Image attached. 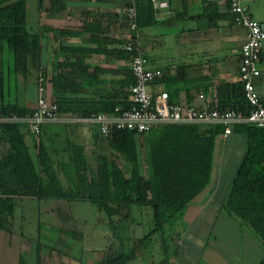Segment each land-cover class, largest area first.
Here are the masks:
<instances>
[{"label": "crops", "instance_id": "1", "mask_svg": "<svg viewBox=\"0 0 264 264\" xmlns=\"http://www.w3.org/2000/svg\"><path fill=\"white\" fill-rule=\"evenodd\" d=\"M23 1L24 31L33 37L35 68L46 78L48 101L63 98L69 102L83 98L100 106L116 100L121 102L122 97L127 96L128 54L122 51L127 34L126 0H61L62 9H49L47 0ZM242 2L252 19L264 23V0ZM227 9V0H167L165 9L154 10L150 6V16L144 9L140 10L136 40L148 68L160 72L148 85L150 93L165 92L169 102L199 107L215 105L218 85L238 82L239 49L245 30L231 22ZM70 64L75 73L74 83L68 89L56 90L57 74L68 72L66 66ZM257 68L259 73L252 79V85L264 103V43ZM29 70L30 87L23 102L32 109L35 74L33 68ZM198 94L202 95L201 99ZM78 118L60 111L56 120L41 125L45 150L62 186L66 184L60 164L68 162L71 147L80 148L88 179L95 162L94 152L101 153L106 160L112 158L104 144L93 140L96 130L93 131L91 125H83L76 120ZM20 132L37 162L36 140L27 129L20 127ZM243 142L242 136L232 130L223 138H217L209 182L184 209L182 223L178 225L181 234L176 239L169 264H261L264 250L257 238L221 209L243 152ZM99 147L103 151H97ZM114 159L118 167L126 171L127 163L122 157L117 155ZM81 191L84 196L79 195V198L15 196L10 208L7 204L0 205V264H101L105 250L115 245L110 232L100 254L95 252L99 248L90 246V242L84 243L85 238L80 233L72 240L65 239L62 228L52 221L46 224L43 235L39 222L34 229L27 224L30 211L38 217L40 210L67 212L70 206L75 208V220L84 222L78 212L88 210L90 213L92 205L98 214L94 225L103 224L110 229L101 205L92 204ZM229 230L231 235L226 239ZM49 233H58L59 237ZM64 243L69 250L78 249L77 255L70 257L56 248ZM143 254L147 257L139 253L134 259L146 258L148 264H156L160 258L154 248Z\"/></svg>", "mask_w": 264, "mask_h": 264}, {"label": "trees", "instance_id": "2", "mask_svg": "<svg viewBox=\"0 0 264 264\" xmlns=\"http://www.w3.org/2000/svg\"><path fill=\"white\" fill-rule=\"evenodd\" d=\"M47 1L49 9L63 7L61 0ZM125 2V8L134 7L135 26L141 9L150 16L149 0ZM33 49V37L24 31V1L0 0V113L3 115L30 113L31 109L23 102L30 87V67L35 74L34 97L37 76L44 79L46 85L44 74L35 68ZM66 67L68 72L56 76V90L68 89L75 81L73 65ZM130 78L129 75L127 87L132 82ZM215 99V105L209 104L207 109H234L243 114L249 111L239 81L218 85ZM50 102L56 105L57 112H70L79 118L108 112L114 105L128 106L127 96H123L121 102L116 100L100 106L83 98L69 102L57 98ZM41 125L35 135L23 124L0 123V205L7 204L10 208L15 196L79 198L78 191L83 190L92 204L101 205L115 242L114 247L105 250L101 264H127L138 254V249L155 240L159 243L160 255L156 264H169L179 236L177 231H171L177 224L181 225L187 203L209 182L216 136L221 133L222 126L158 124L142 135L113 130L105 137L96 132L93 140L104 144L112 158L106 160L101 153L94 152L95 162L90 167L88 179L80 148L71 147L68 162L60 164L66 184L62 186L45 150ZM20 127L27 129L36 140L37 162L23 142ZM91 129L96 130L94 125ZM230 130L242 136L244 146L221 209L245 226L264 250V127L235 124L230 126ZM141 147L142 152L139 151ZM97 151H103L102 147ZM117 155L127 163L126 171H122L115 162ZM131 224H142L146 230L140 237H134L130 235L135 232ZM150 246L148 251L153 250ZM261 264H264V257Z\"/></svg>", "mask_w": 264, "mask_h": 264}, {"label": "built area", "instance_id": "3", "mask_svg": "<svg viewBox=\"0 0 264 264\" xmlns=\"http://www.w3.org/2000/svg\"><path fill=\"white\" fill-rule=\"evenodd\" d=\"M154 9H165L167 0H149ZM231 22L244 28V41L239 49L237 66L238 81L244 100L249 106L247 114L234 109L218 111L206 106L182 105L167 100L165 92L150 93L148 85L160 76L158 70L150 69L142 53L135 35L134 7L124 9V19L128 32L124 38L122 49L128 54V70L132 78L127 87L128 106L114 105L108 112L90 114L88 117L76 119L83 125H94L97 134L105 137L113 130L132 132L142 135L158 124L204 123L222 126L216 137L223 138L230 132V126L247 124L264 127V103L258 98L252 79L259 73L257 62L259 52L264 43V23L251 18L242 0H227ZM44 79L37 76L35 97L30 113L17 116L0 113V123H20L33 134H38L43 122L57 119L56 105L46 99ZM198 99L202 95L198 94Z\"/></svg>", "mask_w": 264, "mask_h": 264}, {"label": "rangeland", "instance_id": "4", "mask_svg": "<svg viewBox=\"0 0 264 264\" xmlns=\"http://www.w3.org/2000/svg\"><path fill=\"white\" fill-rule=\"evenodd\" d=\"M33 205V204H32ZM71 210L70 211H62V210H57L54 211V213H49L47 211L44 210H40L39 211V216L36 217L34 214V211H30L29 212V219L27 220V224L29 225V227L34 229V226L39 222V230L42 232L43 235V230L45 229L46 224L48 223V221H52L55 225L59 226L60 228H62V232L64 235L65 239H69L72 240L75 236H77L79 233L82 234L85 238L84 243L90 242V246H95V249H98L97 251H95L96 253H100L101 248H105V245L107 243L108 240H105V238L107 239V235H109L110 229L108 226H104L103 224H97L94 225L95 222V218L98 216L97 214V210H95L94 207H92V205H90V213L88 212V210H84L83 213L78 212V216H81L84 220V222H80L75 220V208L74 206H70ZM55 209V208H54ZM105 215V214H104ZM106 217V216H105ZM138 217V215H137ZM53 219V220H51ZM107 219V217H106ZM138 223V221H137ZM132 229H135V232H131L130 235L134 236V237H140L142 232L144 233L146 228L143 230V225H134L131 224ZM245 227V226H244ZM142 228V229H141ZM173 231H177L179 233V228H178V224L176 226H174V229H172L171 233ZM51 236H58L59 234H53V233H49ZM111 234V233H110ZM181 233H179L180 235ZM231 235V231L229 230L227 234H225L226 239ZM224 236V235H223ZM66 243L63 244V246H59L57 245L56 248L60 249V252H62L64 255L67 256H74L77 255V251L78 249L75 250V248L73 250H69L68 249V245L65 246ZM151 245V246H150ZM74 246V245H73ZM154 248L155 252H159V243L157 242V240H155L154 242H151L149 244H147L146 246H143L141 249H138L139 253H142L143 257H147V255L143 254L146 253L148 250V248ZM59 256V255H58ZM60 257V256H59ZM149 263V259H133L131 261H128L127 264H148ZM200 264V263H198Z\"/></svg>", "mask_w": 264, "mask_h": 264}, {"label": "water", "instance_id": "5", "mask_svg": "<svg viewBox=\"0 0 264 264\" xmlns=\"http://www.w3.org/2000/svg\"><path fill=\"white\" fill-rule=\"evenodd\" d=\"M79 195H80V197L84 196L81 190L79 191Z\"/></svg>", "mask_w": 264, "mask_h": 264}]
</instances>
